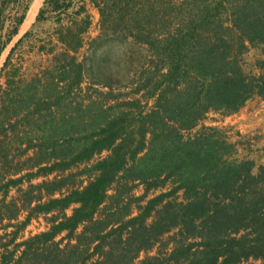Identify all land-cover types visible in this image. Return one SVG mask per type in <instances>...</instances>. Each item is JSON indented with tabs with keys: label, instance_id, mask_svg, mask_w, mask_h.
Here are the masks:
<instances>
[{
	"label": "trees",
	"instance_id": "16d2710c",
	"mask_svg": "<svg viewBox=\"0 0 264 264\" xmlns=\"http://www.w3.org/2000/svg\"><path fill=\"white\" fill-rule=\"evenodd\" d=\"M89 2L103 22L116 11L113 34L143 59L129 91L112 76L84 86L77 53L88 14L57 28L62 51L38 72L13 61L28 33L12 47L0 71V221L27 214L9 241L0 236V264L264 262V165L238 158L216 126L190 133L211 112L264 100V58L247 59L252 49L264 55V0ZM29 3L0 0V55ZM45 6L61 13L73 0H45L37 21ZM14 187L20 195L8 201ZM40 215L47 229L17 242Z\"/></svg>",
	"mask_w": 264,
	"mask_h": 264
},
{
	"label": "rangeland",
	"instance_id": "374dc122",
	"mask_svg": "<svg viewBox=\"0 0 264 264\" xmlns=\"http://www.w3.org/2000/svg\"><path fill=\"white\" fill-rule=\"evenodd\" d=\"M45 0H30L29 8L26 12V18L30 9V12L35 9L33 16L20 26L19 33L12 39V41L3 49L0 55V71L4 62L6 61L12 47L23 37L15 49L13 61L18 65H21L23 72L35 73L39 70L46 68L52 64L53 58L56 54L62 51V44L58 42L57 28L71 24L74 20H80L89 15L90 26L82 34V47L77 53L80 60L87 63V71L85 74L84 86H90L94 78L110 77L115 80H120V83H114L118 90L124 92L129 91L128 77L130 69L138 66L142 61L141 47L135 45L132 41H123L117 38L113 34V22L112 19L116 11H108L110 13L109 20L102 21L100 11L94 7L89 0H73V6L65 12H53L50 6H45L47 11L45 12V19L37 21V15L41 7L44 6ZM34 2V3H33ZM85 4L87 12L82 11L79 14L78 8ZM33 5V6H32ZM32 6V7H31ZM11 11H7L10 13ZM84 12V13H83ZM25 18V20H26ZM35 18V19H34ZM24 20V21H25ZM10 25V20L6 23L4 33L7 31ZM105 30L106 38L100 40L99 43L92 45V41L97 38L102 31ZM5 35H2L0 31V47L5 41ZM44 47V48H43ZM53 49V52L50 50ZM49 52V53H48ZM256 58H264L257 49H252L247 54V59L250 62H255ZM101 60L103 62V71L97 73L95 71L96 62ZM93 67V69H91ZM5 82V78L2 77L1 83ZM101 90L105 91L108 88L106 86L95 85ZM203 125L216 126L226 133L229 140L237 142L238 158H246L255 161L257 171L259 166L264 165V100L260 98L250 99L239 111L232 114H222L217 112H211L208 117L203 121L196 129L190 133H195ZM42 178L35 179L37 183ZM27 183L23 184L26 188ZM143 192V188L139 187L138 194ZM20 192L14 187L8 196V201L18 197ZM27 212H22L18 220L4 219L0 221V236H3V241L7 242L11 238L10 232L14 231L15 224L25 219ZM48 222L44 215L34 217L28 226L20 233L17 240L21 241L28 236L37 232L47 229ZM14 245V244H12ZM11 245V247H12ZM152 251L151 254H154ZM145 253L142 254V258ZM240 264H264L262 260L251 259Z\"/></svg>",
	"mask_w": 264,
	"mask_h": 264
},
{
	"label": "bare ground",
	"instance_id": "6f19581e",
	"mask_svg": "<svg viewBox=\"0 0 264 264\" xmlns=\"http://www.w3.org/2000/svg\"><path fill=\"white\" fill-rule=\"evenodd\" d=\"M34 2H35V0H34ZM34 2H33V3H34ZM32 6H33V5H32ZM32 6H31V7H32ZM30 9H31V8H30ZM30 9H29V12H28L27 18H26V20L24 21V23L28 20V17H29V16H30V18H31V17L33 16V14H34L35 9H33L31 12H30ZM34 19H35V18H34ZM24 23H23V24H24Z\"/></svg>",
	"mask_w": 264,
	"mask_h": 264
}]
</instances>
